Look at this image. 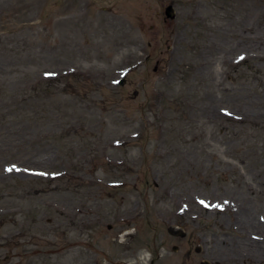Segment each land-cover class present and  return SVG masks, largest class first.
Listing matches in <instances>:
<instances>
[{
    "label": "rangeland",
    "instance_id": "rangeland-1",
    "mask_svg": "<svg viewBox=\"0 0 264 264\" xmlns=\"http://www.w3.org/2000/svg\"><path fill=\"white\" fill-rule=\"evenodd\" d=\"M202 262L264 264V0H0V264Z\"/></svg>",
    "mask_w": 264,
    "mask_h": 264
},
{
    "label": "water",
    "instance_id": "water-1",
    "mask_svg": "<svg viewBox=\"0 0 264 264\" xmlns=\"http://www.w3.org/2000/svg\"><path fill=\"white\" fill-rule=\"evenodd\" d=\"M164 12H165V15L168 17V18H172L175 16V10L173 8V6L171 4L167 5L166 7H164ZM168 232L172 235H179V236H183L184 235V232L180 229H175L174 227L172 226H169L166 227ZM201 264H208L207 262H202Z\"/></svg>",
    "mask_w": 264,
    "mask_h": 264
},
{
    "label": "bare ground",
    "instance_id": "bare-ground-1",
    "mask_svg": "<svg viewBox=\"0 0 264 264\" xmlns=\"http://www.w3.org/2000/svg\"><path fill=\"white\" fill-rule=\"evenodd\" d=\"M244 219L248 220L249 218H248V217H244ZM125 234H126V233H125ZM123 235H124V234H123ZM253 242H254V245H252V247H253V251L258 252L259 254H261L263 251H262V249H261V247H260V244H259L257 241H255V240L252 239V241L250 242V245H251Z\"/></svg>",
    "mask_w": 264,
    "mask_h": 264
},
{
    "label": "snow or ice",
    "instance_id": "snow-or-ice-1",
    "mask_svg": "<svg viewBox=\"0 0 264 264\" xmlns=\"http://www.w3.org/2000/svg\"><path fill=\"white\" fill-rule=\"evenodd\" d=\"M9 171H11V169H8Z\"/></svg>",
    "mask_w": 264,
    "mask_h": 264
}]
</instances>
